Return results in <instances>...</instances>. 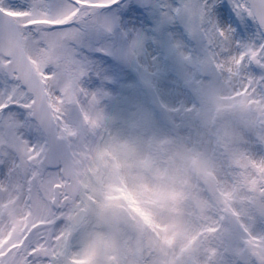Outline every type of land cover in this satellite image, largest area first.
Masks as SVG:
<instances>
[{
	"label": "snow or ice",
	"instance_id": "6c2138e0",
	"mask_svg": "<svg viewBox=\"0 0 264 264\" xmlns=\"http://www.w3.org/2000/svg\"><path fill=\"white\" fill-rule=\"evenodd\" d=\"M158 114L207 127L221 166L224 127L264 153V0H0V264H97L111 230L151 225L168 197L88 160L105 128ZM226 215L208 264H264V185Z\"/></svg>",
	"mask_w": 264,
	"mask_h": 264
},
{
	"label": "rangeland",
	"instance_id": "374dc122",
	"mask_svg": "<svg viewBox=\"0 0 264 264\" xmlns=\"http://www.w3.org/2000/svg\"><path fill=\"white\" fill-rule=\"evenodd\" d=\"M203 123V122H201ZM208 123H211L209 120ZM195 126L169 123L159 114L150 123L129 129L105 128L94 145L88 165L105 183L142 184L153 194L168 197L151 208V225L138 220L111 230L107 244L96 249L98 264L108 258L114 264H208L213 234L208 223L224 219L221 231L232 227L233 210L241 214L255 201L264 185V153L255 145L245 151L236 142L239 129L224 127L214 133L227 146L224 165L216 161L212 145ZM246 165H239L242 159ZM207 178L216 185L211 194ZM218 235V234H217Z\"/></svg>",
	"mask_w": 264,
	"mask_h": 264
},
{
	"label": "water",
	"instance_id": "95a60500",
	"mask_svg": "<svg viewBox=\"0 0 264 264\" xmlns=\"http://www.w3.org/2000/svg\"><path fill=\"white\" fill-rule=\"evenodd\" d=\"M247 162H248V159L244 158V159L240 160L238 164L242 166V165H246ZM208 181H209V185H210L212 192L215 193L216 192V186H215L214 182L210 179Z\"/></svg>",
	"mask_w": 264,
	"mask_h": 264
},
{
	"label": "bare ground",
	"instance_id": "6f19581e",
	"mask_svg": "<svg viewBox=\"0 0 264 264\" xmlns=\"http://www.w3.org/2000/svg\"><path fill=\"white\" fill-rule=\"evenodd\" d=\"M97 264H98V262H97Z\"/></svg>",
	"mask_w": 264,
	"mask_h": 264
}]
</instances>
